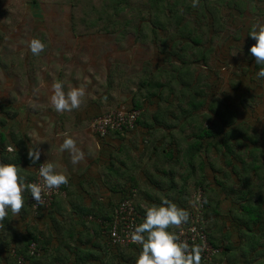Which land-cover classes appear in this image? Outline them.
<instances>
[{
  "label": "rangeland",
  "instance_id": "374dc122",
  "mask_svg": "<svg viewBox=\"0 0 264 264\" xmlns=\"http://www.w3.org/2000/svg\"><path fill=\"white\" fill-rule=\"evenodd\" d=\"M86 1L89 4H102L98 0ZM77 2L81 3V0ZM228 2L234 0H205V2L199 0L197 6L199 9L193 8L195 11L191 9L173 16L177 19L181 14L182 24L188 22L196 24L198 13H202L207 8L219 18L220 26L212 30L214 36L211 42H208L209 37L205 38L203 29L196 27L205 42L206 61L204 62L202 59H197L198 49L192 52L193 49H188V45L175 44L182 42L179 37L180 28L175 20L168 22L167 30L156 29V34L147 26L149 24L145 25L146 29H142L141 33L135 30L133 18H138V23L146 24L150 21L149 13L153 9L151 0H127L125 7L115 14L113 23L116 25L109 33L84 32L83 21L86 9L83 5H76L73 0H0V97H3L0 102L8 101L15 107L24 106V110L29 109L43 115L55 111L49 103L51 84L54 81H63L66 91L73 87L85 86L81 105L67 113L72 115L78 112L79 115L85 116L82 127L86 132L90 131L94 137L90 142L91 149L87 158L92 161L91 166H94V160L98 156L96 149L99 145L102 148V140L91 130L93 120L120 107L131 108L132 98L141 83L157 80L153 74L156 69L160 70L158 78L162 75V70H171L172 75H170L177 77L178 74L174 70L180 65L178 66V58L173 51H185V61L190 62L184 65L187 70L183 72V78L196 82L198 91L206 92L207 103L196 113H192L194 123L191 124V119H188L175 125L179 130H184L181 134L176 131V136L189 145L193 140L191 133L197 131L195 129L199 126L219 131L220 119L215 117L214 110L233 117L234 122L240 126L234 131L228 128L221 131L223 132L221 138L229 142L238 158L232 154L227 155L222 145L219 151L210 149L206 153L204 150L202 155L194 159L196 175H189L192 178L188 181L184 180L186 176L179 181L181 188L179 193L183 192L179 200L186 208L191 207L193 194L199 190L197 183L204 182L203 186L209 185L204 200L207 195L209 200L206 201H211L212 205L220 201V206L226 211L235 202L233 194L229 193L231 188L237 193L243 189L246 192L264 190L262 187L264 168L262 167L257 173L251 170L252 165H264V79L256 77L255 73L259 66L254 64V58L249 54L247 46L244 48L241 41H238L239 22L231 19L230 16L235 15L224 6ZM262 2L264 4L263 0ZM151 16L154 21L157 19L156 14ZM200 26H203V22ZM192 31L193 28L191 33ZM32 38H38L45 43V48L39 55H32L27 49V41ZM162 41L166 47L163 46ZM169 52L172 53L170 57ZM163 78L165 81L168 76L162 75ZM172 82L176 95L170 96L169 104H172L167 107L169 106L174 114L178 112L177 106L181 101L180 87L174 81V77ZM164 96H169V92ZM196 99L200 98L196 97ZM187 101L185 98L181 102L185 109H189L186 105ZM1 106L3 105L0 104ZM209 106L211 108L213 106V110ZM156 109H158L156 105H149L147 108L148 111ZM210 116L217 119L211 120ZM250 139L258 142L253 144ZM125 143L131 145L128 138ZM135 144L133 143V146ZM188 145L187 147L186 144L183 145L182 152L187 150ZM145 151L143 149L141 154L143 161L150 163L149 153L144 154ZM113 159L126 160L121 157ZM202 159L207 161V164L213 163L216 172L207 166L201 169L199 164ZM85 161L83 160V167L87 169ZM99 161L100 159L97 162ZM173 165H179L178 171L183 165L188 166L186 161ZM118 166L120 165L117 163L112 166L109 185L110 181L113 186L119 183L112 179L118 175ZM245 167L248 168L247 171ZM115 169L118 171L115 172ZM102 170L105 171L106 168L102 167ZM206 178H208L207 182ZM214 178L221 184L226 181L228 185L218 186ZM94 184L98 185L97 182ZM96 189L95 192L102 194L100 187ZM215 192L219 194L216 195Z\"/></svg>",
  "mask_w": 264,
  "mask_h": 264
},
{
  "label": "crops",
  "instance_id": "0c3cea01",
  "mask_svg": "<svg viewBox=\"0 0 264 264\" xmlns=\"http://www.w3.org/2000/svg\"><path fill=\"white\" fill-rule=\"evenodd\" d=\"M234 2H228L224 6L234 13L235 16H230L231 19L239 22L238 41H241L245 48L255 43L247 33L257 20L264 21V4L262 0ZM209 24L210 27L211 19ZM202 29L205 38L209 37L208 42H211L213 31L209 33L208 27ZM0 104L3 105L0 107V117L6 121V124L0 127V162L16 164L19 166L20 174L29 181L35 176L38 165L48 160L54 163L58 172L68 178V183L62 184V194L54 200L49 210L34 214L27 206L29 194L25 192L23 194L25 202L19 214L13 216L9 212L5 220L0 222V264H17L12 251L19 255H27L25 246L31 240H36L42 250L39 258L31 259L33 264H134L139 252L138 247L121 248L111 246L109 243V224L119 203L127 195H132L142 218L144 209L159 204L160 196L167 197L179 207L186 208L179 200V196L183 194L179 193L181 191L179 181L185 176L184 180L188 181L192 178L189 175L195 176L197 172L196 168L191 169L189 165L187 167L183 165L179 171L177 170L179 165H173L185 161L184 154L179 155L178 150H182L184 144L186 147L188 145L186 141H181L176 136V131L180 134L183 132L178 129L179 127L171 131L170 126L159 124L153 126L151 120L142 119L145 124H140L134 131L126 133L127 136L109 135L102 140V148L99 145L96 149L98 156L94 160V166H91L92 161L87 157L91 149L90 142L94 137L90 131L86 132L82 127L84 115L81 116L78 112L68 115L67 112L56 111L40 115L29 109L24 110V106L15 107L8 101H2ZM145 106L148 108L149 104ZM2 107L4 111H1ZM144 112L145 115L152 117L156 114L162 116L159 113L165 111L146 109ZM167 118L165 120L169 125L171 122ZM64 134L71 135L77 146L84 151L83 160H86L87 169L83 167V160L73 165L70 154L59 150ZM126 138L130 140L131 145L125 143ZM14 140H17L19 145L16 146ZM133 143L136 144L133 146ZM34 145L41 152L35 163L27 155L28 149ZM105 146L107 148H103ZM9 147L12 151H8ZM143 149L146 150L144 154L149 153L150 163L143 161L141 155ZM170 150L175 151L172 156L167 155V151ZM114 157L126 160L113 159ZM100 163L102 165H99ZM114 163L120 165L119 171L115 169L118 175L112 178L119 181L115 186L111 181L110 185L108 184L111 180L109 173L113 170ZM102 167L106 170L103 171ZM95 182L98 183L97 186ZM96 187H100L102 194L95 192ZM230 208L226 211L228 214ZM209 214L210 237L219 244L224 242L226 246H233L231 253H226L221 262L218 260L219 264H259V259L264 260V255L261 257L258 254V249L264 246V240L257 241L260 247H253L254 244H250L249 240L254 238L250 239L247 231L245 236L237 235L236 227L231 223L229 215L227 217L223 212H220V215ZM175 229V226L170 228L173 231ZM227 235L228 237L224 239ZM252 250L259 257L256 261H253ZM31 260H28L27 264H30Z\"/></svg>",
  "mask_w": 264,
  "mask_h": 264
},
{
  "label": "trees",
  "instance_id": "16d2710c",
  "mask_svg": "<svg viewBox=\"0 0 264 264\" xmlns=\"http://www.w3.org/2000/svg\"><path fill=\"white\" fill-rule=\"evenodd\" d=\"M36 1V0H33ZM75 1L77 4L76 5H83V7H85V13H84V32L86 33H109L116 25V23L114 24L113 20L115 18V14L121 10L123 7H125V5L127 4V0H98L100 3H91L89 4V2H87L86 0H81V3H78V0H73ZM152 1V6L153 9H151L150 11V21H147L146 24L145 22H139L138 18H133V22H134V28L135 30H137L138 33H141V30L146 29L145 25L151 27V30H153V33L156 34L158 29L159 31L161 30H167V24L168 22H172V21H176L178 28H180V39L182 40L178 42H176L175 44H181V45H188L189 48L188 49H193L192 52H194L196 49H198V58L197 59H202L204 62L206 61V55L204 53V41L203 38L200 36L198 29L196 30V27L198 28H206L208 27V31L209 30H216L217 26H220L219 23V18L216 16V14L212 13V11L208 10L207 8H205L202 13H198L199 16L197 18L196 24L192 23V22H188V23H184L182 24V16L180 14V16L177 19H174L173 16L174 14H179L180 12H188L189 10L193 9V7H191V0H173V1H168V0H151ZM202 2H205V0H201ZM34 3V2H33ZM235 3V2H234ZM202 6V5H201ZM75 7V6H74ZM202 8V7H201ZM103 9V10H102ZM195 9H199L198 7ZM194 10V9H193ZM195 11V10H194ZM215 11V8H214ZM168 13V14H167ZM152 14H156V20L154 21L152 18ZM218 14V12H217ZM211 19L212 25L209 27V20ZM92 21H94L95 23H92ZM203 22V26H200L201 23ZM138 23V24H137ZM166 23V24H165ZM205 23V25H204ZM193 28V31L191 33V29ZM85 34V33H84ZM81 35H83L81 33ZM213 37V36H212ZM163 46H165L164 41H162ZM250 46H247V48L249 49ZM172 50V47L170 48ZM187 49V50H188ZM247 49V50H248ZM170 50V51H171ZM169 51V49H168ZM166 52V50H165ZM175 52V54L177 55L178 58V68H176L174 70V72H176L178 75L177 77H174V81L177 83V85L180 87V94H179V100L181 102H183V100H185V98H187V108L189 109H185L186 107H184L182 105L181 102H179L177 108H178V112H174V114L170 111L169 106L167 107V105H171L169 104L170 101V96L175 97L176 92L174 87H172L173 82L172 79L173 77L171 76V70H162V75L164 77V75L166 74L168 76V78L164 81V78L162 79V75H160V78L157 77L158 72L160 70L156 69L155 72L153 74L155 79L157 80H150V81H143L141 83V85L139 86V88L137 89V92L135 94V96H133L132 98V107L129 109L132 110H139L140 111V118L137 122L136 128L138 125L140 124H145V122H142L141 120L144 119L145 120H151L153 126L156 125H161V126H170L171 131L173 129H176V126L178 123L184 122L188 119H191L190 122L191 124L194 123V119H193V114L192 113H196L198 110H200L202 107L205 106V104L207 103L205 100V96H206V92H202V91H198V84L194 81H187L185 80L183 77L184 74L183 72H185L187 70L186 66L184 67V65L188 64L190 61H185V55L184 52L185 51H173ZM183 52V53H182ZM170 54L168 55L169 57L172 56V53L169 52ZM169 59V58H168ZM172 60V57H171ZM197 62V61H196ZM255 69V68H254ZM171 74V75H170ZM212 88V87H211ZM166 92H169V96H164ZM190 96V97H189ZM196 97H199L200 99H196ZM146 104L149 105H154L156 104L158 109H164L165 112L163 113H159L162 114V116L156 114L152 117L145 115L144 110L147 109V107L145 106ZM211 108V106H209ZM121 108V107H120ZM117 108V109H120ZM213 110V106L211 108ZM3 107H2V110ZM214 114L215 117H219L220 119V123L219 125H221V129L219 131H213L212 129H210V127H203V126H199L197 127L195 130L197 131H193L191 133L192 135V143L188 145L187 150H184V152H182L181 149L178 150L179 155L181 153L184 154L185 157V161L187 162V164L189 165V167L191 169L195 168V164H194V159L198 156V155H202V153L205 152L208 153V151L210 149H214L219 151L220 146L222 145L223 147H225L226 153L228 154H232L235 157H237L234 152L233 149L231 147V145L229 144V142L227 140H225V138H221L223 137V132L221 133V131L223 129H229V130H236V127H239L240 125L238 123L234 122V118L225 114V113H219L216 110H214ZM168 117V118H167ZM1 118V117H0ZM165 118H167L171 124L167 125V122L165 120ZM211 120H216L217 118H210ZM148 123V122H147ZM217 123V121H216ZM6 124V121L4 119L1 118L0 120V127H3ZM149 124V123H148ZM190 124V125H191ZM147 125V124H146ZM135 128V129H136ZM135 129L131 130L134 131ZM129 131V132H131ZM170 131V132H171ZM181 131H184L181 129ZM126 133H119V132H112L109 135H116L117 137H121V136H125ZM108 135V136H109ZM101 138V140H104L106 138ZM100 138V137H99ZM251 142L253 144H256V140H252L250 139ZM205 141V142H203ZM4 142V141H3ZM2 142V143H3ZM16 146L19 145L17 140L13 141ZM1 143V144H2ZM221 146V147H222ZM175 153L174 150H170L167 151V155L171 154V156ZM238 158V157H237ZM228 164H230L231 162H227ZM241 163H244L243 161H241ZM200 168L203 169V167L207 166L210 170H212L213 172H216L215 169V165L213 163H209L207 164V161H205L204 159H202L200 161L199 164ZM263 166H258V165H252L251 166V170L254 171V173H257L258 170H261ZM246 171L248 170L247 167L244 168ZM221 173V172H220ZM225 174V173H223ZM208 178L205 179V181L207 182ZM204 181V180H203ZM215 183H217L218 186H227V182L223 181V183L221 184V182H219L216 178H214ZM226 182V183H225ZM204 182H198V188L204 189V195L205 192L208 191V187L209 185H204ZM264 187V186H262ZM210 192V191H209ZM233 194V198L235 200L234 204L231 205L232 208H230V212L228 214V212L225 211L224 208H222L220 206V201H217L215 203V205H212L211 201L205 203V208L203 210V214L202 217L205 221V230L208 232L210 241L213 243L214 246L216 247H220L223 249V252L220 256V262L223 258H225V254H229L233 251V246L230 247L229 245L226 246L223 243L219 244L218 242H216L215 239H212L210 237V231H209V219L208 216L210 215L209 213L212 214H216V215H220V212H223V215L230 216V221L231 223H233L236 227L237 230V235H241V236H245L248 233V237L252 240L250 244H254L253 247H260L259 243L257 241H261L264 240V190L261 189H257L254 191H248L246 192L245 189L240 190L239 193L235 192L234 189H230L229 193ZM214 194L218 195L219 193L215 192ZM132 195H127V197L124 198L125 199H129L131 198ZM232 198V199H233ZM206 200H209V198H207V195L205 196ZM27 201H28V197H27ZM123 201V200H122ZM121 201V202H122ZM120 202V203H121ZM28 206V204H27ZM29 207V206H28ZM30 209V207H29ZM188 210V208H185ZM42 211V210H41ZM40 211V212H41ZM189 211V210H188ZM39 214V213H38ZM111 218H109L108 220L110 221ZM247 231V233H246ZM226 235V234H225ZM228 237L225 236L224 239H226ZM32 241H36V240H31L29 241V244L27 246H25V248L30 245V243ZM26 248V251H27ZM262 248V251H261ZM253 252V250H252ZM26 254V253H25ZM254 254V252H253ZM258 254L259 256L263 257L264 255V246H261L258 249ZM260 257V258H261ZM17 263V258L14 257ZM259 257H257L255 254L253 255V261H256ZM28 260H31L30 258H28ZM32 260H34V258H32ZM31 260V261H32ZM30 264H33V261ZM259 264H264V260L259 259L258 260ZM201 264H207L204 262H201ZM221 264V263H220Z\"/></svg>",
  "mask_w": 264,
  "mask_h": 264
},
{
  "label": "clouds",
  "instance_id": "9594fccd",
  "mask_svg": "<svg viewBox=\"0 0 264 264\" xmlns=\"http://www.w3.org/2000/svg\"><path fill=\"white\" fill-rule=\"evenodd\" d=\"M198 3L199 0H191V7L196 8ZM247 35L255 41L248 49L254 58V64L259 66L255 75L258 79H264V21L257 20L253 23ZM44 48L45 43L38 38L27 41V49L32 55H39ZM84 95L85 86L73 87L66 91L63 81L56 80L51 84L49 103L57 113L69 112L81 105ZM59 150L70 154L73 165L85 157L84 151L77 146L71 135L64 134ZM8 151H12V148L9 147ZM27 155L35 163L41 152L34 145L28 149ZM39 165L37 171L41 181L32 182L20 174L16 164L0 162V222L5 220L9 212L13 216L19 214L25 202V192L30 194L38 206L45 189H57L60 185L68 183L67 176L58 172L53 162L46 160ZM203 202L207 203L206 199ZM188 210L179 207L167 197H161L159 204L144 209L142 221L130 227L127 234V239L139 246L134 264H201L202 247L195 243L189 244L181 239L178 231L170 230L172 226L179 230L181 225L189 221ZM220 256L216 258L217 264Z\"/></svg>",
  "mask_w": 264,
  "mask_h": 264
},
{
  "label": "built area",
  "instance_id": "2783aa9c",
  "mask_svg": "<svg viewBox=\"0 0 264 264\" xmlns=\"http://www.w3.org/2000/svg\"><path fill=\"white\" fill-rule=\"evenodd\" d=\"M264 1V0H263ZM140 118L139 110H132L126 107L106 112L97 117L91 124V130L100 138L107 137L112 132L128 133L136 128ZM40 165H38L37 169ZM36 169L35 176L29 180L32 182H40L41 178ZM62 192V185L57 189H45L41 194V203L36 205L34 200L28 195V206L34 214H38L41 210H49L55 198ZM204 191L201 188L193 194V201L189 212V221L176 229L181 239L188 241L189 244L195 243L202 247L201 262L207 264H217L216 258L220 256L223 249L216 247L210 241L208 232L205 230V221L202 217L205 203ZM142 221V216L136 207L133 198L125 199L115 208L111 222L109 224L108 238L111 246L128 248L139 247L132 244L127 239L130 227ZM204 225V226H203ZM42 250L38 243L32 241L27 248V255H19L16 251H12V255L17 258V264H27L28 258H39Z\"/></svg>",
  "mask_w": 264,
  "mask_h": 264
}]
</instances>
